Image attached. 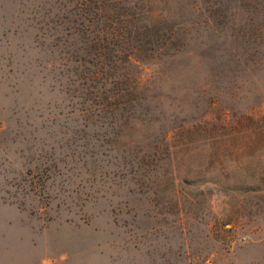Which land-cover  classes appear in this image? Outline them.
<instances>
[{"label":"rangeland","instance_id":"1","mask_svg":"<svg viewBox=\"0 0 264 264\" xmlns=\"http://www.w3.org/2000/svg\"><path fill=\"white\" fill-rule=\"evenodd\" d=\"M0 264H264V0H0Z\"/></svg>","mask_w":264,"mask_h":264},{"label":"trees","instance_id":"2","mask_svg":"<svg viewBox=\"0 0 264 264\" xmlns=\"http://www.w3.org/2000/svg\"><path fill=\"white\" fill-rule=\"evenodd\" d=\"M125 18V19H124ZM132 18V17H131ZM131 18L129 17H121V19H118L117 21H115V25L111 24L108 26L109 29H111L113 31L114 34H116L115 36H118L119 38H125L128 41H135V42H141L144 38H147L149 35L151 34H155L157 32V30H148L147 28L142 29V28H136L135 26H131ZM131 19V20H130ZM81 32H83L81 30ZM91 42H93L92 46L90 47L93 50H97V47L99 48L98 50H101V46L99 44H97L98 40L95 41L94 39L91 40ZM132 58L130 56L126 57V61H132Z\"/></svg>","mask_w":264,"mask_h":264}]
</instances>
